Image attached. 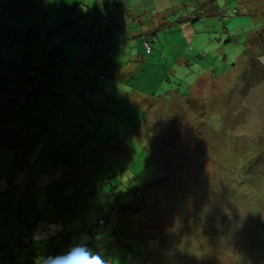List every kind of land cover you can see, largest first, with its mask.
Wrapping results in <instances>:
<instances>
[{
	"label": "rangeland",
	"instance_id": "obj_1",
	"mask_svg": "<svg viewBox=\"0 0 264 264\" xmlns=\"http://www.w3.org/2000/svg\"><path fill=\"white\" fill-rule=\"evenodd\" d=\"M24 1L0 0V136L14 147L0 143V239L13 246L0 245V264H264V0H216V15L202 0L195 33L156 28L151 55L126 38L145 68L113 78L106 67L104 80L79 75L81 21L63 27L94 0H49L33 15ZM170 4L145 0L129 7L139 22L122 23L153 29ZM19 133L28 149L15 148ZM155 178L169 183L141 192ZM37 221H59L62 236L15 247ZM80 247L98 259L71 255Z\"/></svg>",
	"mask_w": 264,
	"mask_h": 264
},
{
	"label": "crops",
	"instance_id": "obj_2",
	"mask_svg": "<svg viewBox=\"0 0 264 264\" xmlns=\"http://www.w3.org/2000/svg\"><path fill=\"white\" fill-rule=\"evenodd\" d=\"M98 1L99 2L104 1V3H106L105 7H102L99 4V7L102 8L101 9L102 11H106L110 9L113 11V13H112V17L109 16V18H107L103 13L100 15L99 18V15L95 13L92 14V12L90 11L88 13L89 16L86 17V19L81 20V36L77 37L78 40L77 42L81 43V48L83 47V49H81V57L84 58L83 60H81V68H83L82 73L86 71V68H104L106 70L107 67L108 69H110L112 77L117 78V75L119 74H122L123 76H128L131 75L132 73H135L138 70V68H145L143 62L141 61V59H139L140 56L139 54H137L136 49L134 53L132 54L128 53L127 48H130L131 44L125 45L124 42L126 38H127L126 40L132 39L134 42H136L135 37H138L140 38V40L143 41L144 45L148 44L151 46L152 42L154 41L153 38L154 30L156 28L157 30L162 28L161 29L162 31H166V32L173 31L178 33L177 36L179 37V39L184 40L189 35L186 32H184V30L187 29L190 25H192L191 31L195 33V30H193L194 27L193 23H191L190 20L193 19L192 16L194 12L197 13V8L202 0H192L189 6L186 5L187 1L169 0L171 3L170 5H163L159 9H157L158 15H159L158 11H160V19H161L160 22L159 21L156 22L158 26L157 27L154 26L153 29L150 28L145 31L143 30L142 33L131 31V27L126 28L127 24L122 23V21H125V17H127V20L132 19V20H136L134 22H139L141 18V14H135L134 12L135 9L131 7L130 8L131 10H129V7L137 6L136 7L137 11L140 12L142 8H144L143 3L145 0H142L141 3H139V0H136L138 4H131L129 3L130 2L129 0L128 1L110 0L109 2H106V0H102V1L98 0ZM162 1L164 3L168 2V0L167 1L158 0L159 3ZM192 5H194V8L189 9V7H191ZM30 6L31 7L33 6L32 8H34L33 14H35L37 10H39V6L36 3H33ZM81 9H82L81 10V15H82L85 9L83 8ZM167 11H171V12H167ZM121 12H126L127 15H123L121 14ZM164 12H167L168 15L167 17L163 18L162 15H164ZM182 12H184L183 17L177 18V16L181 15ZM190 14L191 16L188 17ZM91 20H93L94 24L92 23ZM97 20L99 21V25H97V23L95 22ZM123 29H125L126 32H128V37L119 35ZM149 30L152 31L149 32ZM149 36L152 37V40ZM99 43H102L104 45V48L106 49L107 53H105L104 56H102L101 53H99V51L97 50L96 45H98ZM123 45H125L126 47L124 48ZM133 47L137 48L136 43L134 44ZM150 53H152V51ZM126 54L127 56H130V60L124 61L122 60V57H126ZM190 62L189 59L184 60L186 66H189ZM108 74H110L109 71ZM30 157H32V150L28 153L27 162H26L27 165L29 164ZM21 170H26V168H23ZM16 178H14V181H16L18 184H22V182H24V179H21V176L20 178L18 177V180H16ZM17 216H18L17 220L20 221L21 219L19 218L20 216L19 215ZM55 223H59V221ZM61 226L63 231L64 229L63 225ZM32 228H30V230H32Z\"/></svg>",
	"mask_w": 264,
	"mask_h": 264
},
{
	"label": "trees",
	"instance_id": "obj_3",
	"mask_svg": "<svg viewBox=\"0 0 264 264\" xmlns=\"http://www.w3.org/2000/svg\"><path fill=\"white\" fill-rule=\"evenodd\" d=\"M49 0H29V3H36V4H38V6H39V8L43 5V3H45V2H48ZM110 0H106V2H109ZM207 1V4H208V6H210L211 7V9H212V11H213V15H216V13H217V11H215L214 10V3L216 2V0H206ZM23 2H25L24 0H3V2H1V4L2 5H4V4H6L5 6H8V7H11V8H14V9H16V7L19 5V4H23ZM104 4H106V3H104ZM31 5V4H30ZM29 5V6H30ZM105 7V6H104ZM206 6L205 5H199L198 6V8H197V13H195L194 12V14H193V16H192V18L193 19H191L190 20V22L191 23H194V22H196L200 17H203V16H205L206 15V12H205V10H204V12H203V9L205 8ZM21 8V7H20ZM30 9H32V7H29ZM81 8H83V7H81ZM91 8V9H90ZM67 10L66 8H62V12H63V10ZM83 9H85V11H83V13H82V15H81V13H80V15L79 16H77V17H75V19H73V20H70V21H67V23L66 24H64L63 25V27H66V28H70V27H75L76 25H78L79 24V22L81 21V20H83V19H86V17H88L89 16V12L91 11L92 12V14H97V15H99V18H100V15L101 14H103L104 13V15L107 17V13H106V11H102L101 9L102 8H100L99 7V3H98V0H94V4H93V6L92 7H88L87 5L83 8ZM82 10V9H81ZM100 10V11H99ZM38 11V10H37ZM70 12H73V13H76V11H75V9L74 8H72L71 10H69ZM201 11V12H200ZM32 13V15H33V12H30V14ZM208 13V12H207ZM64 14H66V12H64ZM233 14H235L234 13V10H233ZM212 15V16H213ZM69 17H71V16H69ZM92 21V23H93V20H91ZM162 28H160L159 30H161ZM20 31H22L24 34H28L29 36H31V30L29 29V28H24V27H20V29H19ZM264 31V30H263ZM263 31H262V34H260L261 36H263ZM79 36H81V32L79 33V35L77 36V37H79ZM77 37H76V39L74 40V42H75V44L77 45V46H79V47H81V43H79V42H77L78 40H77ZM229 38H228V40L225 42V43H228L229 42ZM148 45V44H147ZM97 46V50L99 51V53H101V55L102 56H104L105 55V53H107L106 52V49L104 48V45L102 44V43H99L98 45H96ZM149 46V45H148ZM85 48V47H84ZM81 49H83V47L81 48ZM86 49V48H85ZM0 50L2 51V52H4V54L5 53H7V51H5V46H3V45H0ZM80 57H81V53H80ZM263 57V56H262ZM84 58H82L81 57V60H83ZM14 65L13 64H11V63H7V65H4V67H12L11 69L14 71V73L16 74V70L15 69H13V68H15V67H13ZM23 66H24V64H23ZM3 69H9V68H3ZM82 70H83V68H81L80 67V69H79V71H80V77L82 78V79H85V76H87V74L90 72V71H97L98 73H97V79L98 80H104L105 79V77L106 76H104V77H101V74L103 73V71H106L104 68H86V71L84 72V73H82ZM107 73V72H106ZM3 76H5V74L3 75ZM48 92L49 93H51V91H49L48 90ZM91 97V93L87 90L86 91V93L85 94H83L82 95V99H81V102L82 103H86V102H88V100H89V98ZM36 99V98H35ZM27 104H28V100L26 99L25 101H24V103L22 104V106L19 108V110H18V112L20 113L21 112V110L24 108V106H27ZM40 103L39 102H37L35 105H32V106H38ZM70 116V115H69ZM77 120V123H83V120H82V118L80 119V118H77L76 119ZM17 123L16 124H18L20 127H21V131L23 130V126H22V123L20 124V123H18V121H19V116L17 117V119L15 120ZM19 135V137H20V139H21V141L22 142H20V143H18V144H15V148L16 147H19V146H22L23 148H26V149H28V147L30 146V143H31V139H29L26 135L24 136V135H22L21 133H19L18 134ZM18 135H11V136H9L10 138H13V140L15 141V142H18V140H17V137H18ZM0 143H2L5 147H7L8 149H14V147L12 146V147H9V146H6L7 144H5L4 142H3V140L1 139V136H0ZM28 166H29V164H28ZM167 180H168V178H167ZM166 181V180H165ZM169 183V182H168ZM168 183H166V184H168ZM165 184V182H163V180H161V181H159V179H156L155 178V181L154 182H152V183H150V184H148L147 186H146V188L144 187V188H142V190H141V192H146V190H148V189H151V187H155V186H159L160 187V185H162V186H164V185H166ZM39 223H46V224H53V223H47V222H45V221H38L34 226H33V228H32V232H33V230L35 229V227H36V225L37 224H39ZM62 232L59 234V236H62ZM70 234H73V233H66L65 234V239L64 240H66V238H68V236L70 235ZM23 238H29V237H21V239H20V241L15 245V247H29V245L32 243V242H30L29 244H27L26 246L25 245H23V243H22V239ZM67 241V240H66ZM66 244L68 245L69 243L68 242H66ZM0 245H2L4 248H13V246L12 245H9L7 242H5V241H2L1 239H0ZM81 244H79L78 245V247L80 246ZM82 247H85V245H82ZM82 247H80V248H82ZM70 249V248H69ZM36 251H38V250H35V251H33L32 253H30L29 254V257H32V256H34V257H41V256H43V255H46V256H49V255H47L45 252L44 253H42V254H40V253H38V252H40V251H38L37 253H36ZM79 255V254H78Z\"/></svg>",
	"mask_w": 264,
	"mask_h": 264
},
{
	"label": "built area",
	"instance_id": "obj_4",
	"mask_svg": "<svg viewBox=\"0 0 264 264\" xmlns=\"http://www.w3.org/2000/svg\"><path fill=\"white\" fill-rule=\"evenodd\" d=\"M144 48L146 50L147 54H150L151 52V48L150 46H148L147 44L144 45ZM102 75V74H101ZM57 226L58 224H46V223H39L36 225L35 229L32 232V235L29 238H23L22 239V243L23 245H27L30 242H33L34 239L37 238H43V237H47L48 235H56L58 230L55 229V226ZM62 227H60L61 229ZM60 232H58L59 234Z\"/></svg>",
	"mask_w": 264,
	"mask_h": 264
},
{
	"label": "clouds",
	"instance_id": "obj_5",
	"mask_svg": "<svg viewBox=\"0 0 264 264\" xmlns=\"http://www.w3.org/2000/svg\"><path fill=\"white\" fill-rule=\"evenodd\" d=\"M75 254H81V255H84V256H87L89 259H98V258H94L90 253L86 252L84 249H81V248H77L75 249L71 255H75ZM67 257H65L64 259H66ZM62 259V260H64ZM60 260V261H62Z\"/></svg>",
	"mask_w": 264,
	"mask_h": 264
}]
</instances>
